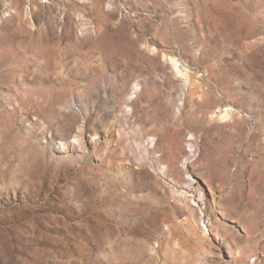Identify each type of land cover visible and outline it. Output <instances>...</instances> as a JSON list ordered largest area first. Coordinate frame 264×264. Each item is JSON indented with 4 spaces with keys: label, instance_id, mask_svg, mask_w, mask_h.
<instances>
[{
    "label": "rangeland",
    "instance_id": "rangeland-1",
    "mask_svg": "<svg viewBox=\"0 0 264 264\" xmlns=\"http://www.w3.org/2000/svg\"><path fill=\"white\" fill-rule=\"evenodd\" d=\"M0 264H264V0H0Z\"/></svg>",
    "mask_w": 264,
    "mask_h": 264
}]
</instances>
